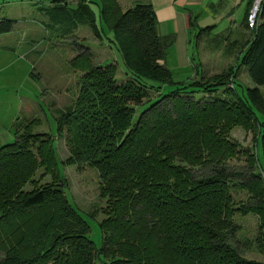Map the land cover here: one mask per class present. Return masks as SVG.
Segmentation results:
<instances>
[{
    "label": "trees",
    "instance_id": "trees-1",
    "mask_svg": "<svg viewBox=\"0 0 264 264\" xmlns=\"http://www.w3.org/2000/svg\"><path fill=\"white\" fill-rule=\"evenodd\" d=\"M67 1L51 0V31L66 37L86 27L101 41L90 4L96 6L130 75L118 83L116 64L93 65L78 55L72 65L84 74L77 98L57 111V134L68 150L62 164L99 176L101 246L64 194L52 136L32 133V119L14 123V141L0 146V264H264L229 243L238 232L234 213H251L264 253V123L257 117L264 116V0L249 29L251 0L250 37L235 64L189 83L175 82L164 65L174 38L158 35L150 4L122 11L117 0H73L75 8ZM12 28L13 21L0 19V35ZM242 68L254 86L238 91ZM234 128L254 135L262 164L231 137ZM240 157L250 177L236 186L252 201L235 206L228 162Z\"/></svg>",
    "mask_w": 264,
    "mask_h": 264
},
{
    "label": "rangeland",
    "instance_id": "rangeland-1",
    "mask_svg": "<svg viewBox=\"0 0 264 264\" xmlns=\"http://www.w3.org/2000/svg\"><path fill=\"white\" fill-rule=\"evenodd\" d=\"M130 1L133 4L136 2V0ZM76 4V1H67L69 8H75ZM52 6L51 0H0V19L13 21L12 30L0 35V146L14 141V123L37 120L32 126V133H46L52 136L57 168L66 182L64 194L69 203L87 221L88 237L99 248L102 235L98 224L105 217L101 211L99 213L96 211L105 207V200L98 196L99 176L92 168L81 166L77 169L76 166L62 164L68 157V150L64 137L57 134V111L72 106L77 98L80 78L84 74L72 65L78 55H89L93 65H104L106 62L116 64L118 83L126 81L130 75L123 65L120 53L114 46L110 48L108 40L111 38V33L100 22L96 6L90 4V8L95 13L96 24L103 28L101 41L86 27H79L66 37L52 32L47 26L49 9ZM122 11H125L124 5ZM217 30L220 32V29ZM215 36L216 34L213 33L205 38L215 41ZM205 38L202 39V43ZM191 42L194 50L197 51L195 43L198 40L191 38ZM166 53L167 66L177 83H189L203 76L211 77L222 73L227 67L224 63L220 69L214 71L215 74L211 75L208 74L206 66H201L196 76V71L192 67H180L175 59L176 55L171 51ZM229 56L222 53L224 59H228ZM233 56L235 54L229 59L231 60ZM31 72L33 77L30 76ZM235 86L238 91L254 86L245 69L239 71ZM169 89L162 91L166 93ZM220 90H224V87ZM155 96V93L151 94V97ZM257 117L264 123L263 115L257 113ZM8 131L11 134L10 138L7 136ZM253 136L241 128H234L231 132V137L243 148H253L262 164L260 144L253 143ZM228 165V172L232 175L231 184L235 187L232 190L235 206L238 203L248 205L252 200L248 199L247 190L236 186L250 177L244 157L232 159ZM205 172L196 170L194 173L200 175ZM41 173L42 170H39L35 179H38ZM48 181L50 176H46L42 183ZM24 189L31 190V186L27 185ZM232 221L238 227V232L229 239V243L246 259L264 261V253L259 250L260 247L258 248L262 234L258 231L257 216L235 212ZM1 257L0 254V259Z\"/></svg>",
    "mask_w": 264,
    "mask_h": 264
},
{
    "label": "crops",
    "instance_id": "crops-1",
    "mask_svg": "<svg viewBox=\"0 0 264 264\" xmlns=\"http://www.w3.org/2000/svg\"><path fill=\"white\" fill-rule=\"evenodd\" d=\"M117 1L121 9L124 5L125 10L135 4H150L155 12L158 35L174 38L173 45L166 52L171 51L176 55L180 67H192L196 76L201 66H206L208 74L212 75L224 63L227 64L226 68L235 64L242 44L250 37L245 16L251 0H136L134 4L130 0ZM259 22H264V16L260 17ZM213 33L216 34L215 41L205 38ZM191 38L201 41L195 43L197 51ZM203 38L205 41L202 43ZM222 53L227 57L235 54L232 58L234 61L229 59L230 56L228 59L222 58ZM164 65L169 69L166 57ZM261 90L264 96V89ZM7 136L11 137L9 131Z\"/></svg>",
    "mask_w": 264,
    "mask_h": 264
},
{
    "label": "built area",
    "instance_id": "built-area-1",
    "mask_svg": "<svg viewBox=\"0 0 264 264\" xmlns=\"http://www.w3.org/2000/svg\"><path fill=\"white\" fill-rule=\"evenodd\" d=\"M262 2L263 0H253L252 6L247 16V26L249 29H253L257 25Z\"/></svg>",
    "mask_w": 264,
    "mask_h": 264
},
{
    "label": "water",
    "instance_id": "water-1",
    "mask_svg": "<svg viewBox=\"0 0 264 264\" xmlns=\"http://www.w3.org/2000/svg\"><path fill=\"white\" fill-rule=\"evenodd\" d=\"M82 1H87V0H82Z\"/></svg>",
    "mask_w": 264,
    "mask_h": 264
}]
</instances>
